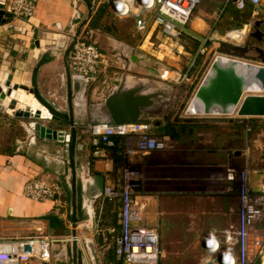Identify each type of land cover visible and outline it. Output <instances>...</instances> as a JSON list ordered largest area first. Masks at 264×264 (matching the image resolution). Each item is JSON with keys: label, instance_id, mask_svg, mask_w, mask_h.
<instances>
[{"label": "crops", "instance_id": "obj_1", "mask_svg": "<svg viewBox=\"0 0 264 264\" xmlns=\"http://www.w3.org/2000/svg\"><path fill=\"white\" fill-rule=\"evenodd\" d=\"M8 1L0 0L2 10ZM117 1L91 0L88 14L81 0H33L30 19L11 17L0 25V70L12 73L15 82L28 86L35 62L41 53L48 52L50 60L37 69L36 87L44 98L58 103L59 110L63 111L67 110L66 81L69 82V103L76 128L75 186H79L74 195L75 203L80 199V211L75 213L78 246L82 247L84 242L86 247L96 249L103 264H117L112 253V238L119 228L117 203L101 201L100 196L107 183H114V187L119 185V169L125 164L141 172L138 196L141 224L156 229L158 246L161 245L163 252L167 237H190L203 251V238L221 237L224 230L233 228L236 223V171L241 167V154L226 144L224 134L219 135L224 121L233 120L214 115L178 114L180 105L174 102L178 89L159 86L157 80L171 82L160 76L165 66L146 63L137 51L143 50L145 44L153 46L162 37L151 23V15L143 14L146 30L139 33L132 14L125 17L116 14L113 5ZM245 8L244 14L222 0L198 1L185 25L187 32L170 45L171 49L177 46L173 52L176 59L179 55H189L187 48L191 51L184 71L191 73L197 57L203 58L204 53L222 39L245 37L253 20L264 18V0L255 13L249 5ZM259 26L264 28V23ZM78 28L75 37L94 44L102 55L95 72L88 77L68 70V76L66 74L67 54L64 57V52ZM34 34L38 46H34ZM181 38L196 40L197 45L185 48L179 41ZM203 38L205 51L200 54L197 50ZM210 40L216 41L209 46ZM159 46L161 43H156L155 49ZM132 54L138 59L132 60ZM158 59L155 56V63L160 61ZM166 64L171 66L169 62ZM168 66L165 68L170 69ZM149 76L156 80L148 79ZM114 80H124L126 86L150 82L146 91L162 93L154 109L142 113L136 121L148 123L151 134L166 138L168 148L127 157L123 153V138L114 135V145L106 150L104 157L92 155L86 126L92 122L113 124L102 102L114 88ZM27 122L29 119L11 116L0 109V236L64 239L69 233V238L52 246L50 262L69 264L64 250L70 241L71 229V170L67 150L64 142L31 132ZM40 171L62 186L63 205L60 207H53L48 200L30 201L22 195L25 179ZM260 177L259 173L254 179ZM104 232L110 233L107 235H110L111 245L106 249L101 248L106 239Z\"/></svg>", "mask_w": 264, "mask_h": 264}, {"label": "built area", "instance_id": "obj_2", "mask_svg": "<svg viewBox=\"0 0 264 264\" xmlns=\"http://www.w3.org/2000/svg\"><path fill=\"white\" fill-rule=\"evenodd\" d=\"M199 0H119L113 9L120 17H134V27L139 33L146 30L144 13L151 15L153 23L164 39L176 42L187 32L185 25L194 6ZM224 4L240 11L249 5L251 12H257L261 0H222ZM134 10H132L133 7ZM33 0H9L5 11L12 17L28 19L32 15ZM198 53L205 51V38L200 39ZM102 55L98 48L86 42L83 37H75L67 53L66 68L69 72L88 77L95 72ZM171 73L167 77L166 73ZM160 76L168 81L192 82L188 71L161 69ZM194 79V77H193ZM150 125L135 121L131 124H109L92 122L86 131L92 146V155L104 157L106 150L114 145L112 136H121L127 157L149 154L168 148V140L153 135ZM102 147H99V144ZM121 169V168H120ZM122 181L117 187L103 186L100 199L117 203L116 219L118 232L112 238V253L117 264H157L161 252L158 235L154 227L141 224L139 191L141 172L137 168L125 167ZM247 171L239 170L237 176L236 223L233 228L224 230L221 237L209 236L202 239L204 256L200 264H254L251 259L255 254L264 252V235L249 238L250 231L264 212V170L261 177L251 185L248 183ZM68 186V183H66ZM22 195L34 202L50 201L53 207L63 205L60 198L62 186L39 172L25 179L21 187ZM69 238V237H67ZM65 239V238H64ZM64 239L46 236L3 237L0 236V264H50L51 249L54 243ZM28 245L29 250H24ZM260 264V263H259Z\"/></svg>", "mask_w": 264, "mask_h": 264}, {"label": "water", "instance_id": "obj_3", "mask_svg": "<svg viewBox=\"0 0 264 264\" xmlns=\"http://www.w3.org/2000/svg\"><path fill=\"white\" fill-rule=\"evenodd\" d=\"M85 4L88 14L91 11V0H81ZM12 15L5 10H2L0 4V25L5 22L6 18H11ZM30 19V17L28 18ZM264 23V18L255 19L252 22V27L255 29L252 32H247V36H256L257 41H261L258 35H263L259 25ZM79 29L71 38L70 44L66 47L64 57L66 56L75 36ZM34 34V40H35ZM34 46H38L35 40ZM254 51L252 55L249 52ZM209 56L215 57L221 55L231 59L241 60L249 63L251 66L246 75L237 72L233 67L217 68L212 79L205 87L199 85L194 89V85L190 84L187 91H193L192 96H198V100L203 105L205 112H211L213 108H224L227 112L228 107L235 110V115L238 117H264V94L244 93L245 84L248 79L256 81L260 89L264 88V46L250 45L248 41L243 44L233 43L231 41H220L217 46L211 48L208 52ZM131 59H138L132 54ZM50 60V54L43 52L35 62L31 70L29 84L15 82V77L12 73L0 70V109L6 111L11 116H15L16 104L18 100L9 98L12 91L18 89L24 92H29L39 107H42L46 115H41L37 110L29 112L23 109V113L16 117L27 118L28 128L31 132L36 133L39 137L50 139L58 142H64L67 150V162L71 170V203H70V241L64 246L65 253L68 257L69 264H99L97 255L92 247L82 243V247L78 246V241L75 234V223L77 222L75 213L80 211V199L75 203L74 195L79 190V186H75V170L73 161L74 142L76 138V128L72 118V110L70 107V90L69 82L66 81L68 104L67 110H59L55 102L44 98L36 87V72L39 66ZM67 71V68H66ZM156 72L155 70H153ZM68 76V71L66 72ZM114 88L105 96L102 107L105 109L110 121L113 124H131L142 113L149 112L154 109L155 103L159 102L162 93L157 91H146L151 83L145 82L126 86L123 81H113ZM6 99V100H4ZM182 102L179 108H182ZM14 109L13 112H8V109ZM18 109V108H17ZM209 114V113H207ZM89 248V249H88ZM24 250H29V246L25 245ZM111 249H108L110 252ZM90 256L92 258L90 259Z\"/></svg>", "mask_w": 264, "mask_h": 264}, {"label": "rangeland", "instance_id": "obj_4", "mask_svg": "<svg viewBox=\"0 0 264 264\" xmlns=\"http://www.w3.org/2000/svg\"><path fill=\"white\" fill-rule=\"evenodd\" d=\"M240 11L243 12L244 14L247 12L245 7L241 9ZM110 24H112V22ZM160 37L161 36L159 35V38ZM137 39H139V36H137ZM226 40L231 41L233 43L235 42L237 44H243L244 36L240 37L238 40L236 39L230 40L227 38L222 39V41H226ZM186 41H187L186 46L191 47L189 45L190 41L189 40H186ZM214 41L216 40H210L209 46ZM158 42L161 43V46L155 49V45ZM170 45H172V42L161 37L160 40L158 41L156 40L154 42L153 46H149L145 44L143 45V50L138 49L137 51L146 60V63L148 64L152 63V66L167 67L168 65L166 63L169 62L171 63V66H168L170 70L171 69L174 70L175 67H179V70L183 72L187 63L190 60L189 58H191L189 56L191 51L187 48L186 50L189 53V55L188 54L179 55V58L176 59L173 56V52L177 46H173L174 49H171ZM150 47H152L153 50ZM178 49L181 50L180 48ZM208 52L204 53L203 58L200 57V55L197 57V61L191 70L192 71L191 72L192 73L191 84L194 85V89L199 85V83H201L209 66L211 65L212 61L215 58V57L209 56ZM155 56L159 58L158 60H160L158 63H155ZM148 79L156 80V78H153L150 76L148 77ZM157 80L160 83L159 86L166 87V88L174 86V88L178 89L177 90L178 94L174 97V102L175 104L179 103V105L182 102L184 103L182 108H178L179 115L188 116V117L209 116V115H194V114H190L186 112V108L193 97L192 96L193 91L189 92L186 90V87H188L190 83H185L182 81H173L174 79L171 80V82H166V81L160 82L159 79ZM245 93H249V91ZM250 93L264 94V88L261 91L258 90V91H254ZM55 105L58 106V103H55ZM214 116L224 118L223 120H227V119L233 120L231 123H227V121H224V123L221 125L224 127L223 129H220L219 135L224 134V137L226 139V144L228 146L229 145L233 146L235 150H238L240 152L241 167L239 170L247 171L246 173L247 180H248V183L251 185L252 183L256 181L254 177H256V175H258L259 173L261 174L262 171L264 170V117H238L235 114L233 115H214ZM125 167L132 168L131 166L124 164L121 167V169H119L118 177H119L120 182L122 181L121 172L122 170L124 171ZM239 170L236 171V176H238ZM107 184L112 186L114 183L109 182ZM107 221H109V218L108 220H106V222ZM104 233H105L104 236L106 237L104 241L105 244L101 243L102 245L101 244L100 245H101V248L104 247L106 249L110 247L111 245L110 235H107L110 233H106V232ZM67 235H69V233L65 235V238L67 237ZM263 235H264V212H263L262 218L256 223H254L250 231L249 238L251 239V238L259 237ZM101 237H103V235ZM166 239H167V242H165L166 251L163 252L161 245L159 244V250L161 252V255L159 257L157 264H200L201 259L204 256V253L200 249V247L198 246V244L195 242L194 239L190 237H167ZM58 243H61V242H58ZM91 258L92 257L90 256V259ZM256 258L259 260V263L261 262V264H264L263 263L264 262V252L260 253L259 255L255 254L254 256L251 257V259H256ZM98 261H99V264L100 262H102L101 264L104 263L102 259H98ZM88 264H90L89 260H88Z\"/></svg>", "mask_w": 264, "mask_h": 264}, {"label": "bare ground", "instance_id": "obj_5", "mask_svg": "<svg viewBox=\"0 0 264 264\" xmlns=\"http://www.w3.org/2000/svg\"><path fill=\"white\" fill-rule=\"evenodd\" d=\"M250 66L251 65L249 63L243 62L241 60H236V59H231L225 56L216 55L211 65L209 66L205 76L203 77L200 85L205 87L207 83L212 79L213 74L217 68L233 67L237 72L242 73L245 76ZM166 76L171 77L172 74L169 72V73H166ZM258 90L261 91L263 89L259 88L256 81L248 79L247 83L245 84V92L249 91L250 93V92H254ZM9 98H15L16 100H18V103L16 104L17 107L15 111V116H19L20 114H22L23 109H27L29 112L32 111L33 113L35 110H37L39 114L46 115L45 110L36 104L35 100L31 97V94L29 92H24L23 90L18 89L16 91H12L10 96L7 97V99ZM226 109H227V112L224 108H213L211 112H205L206 110L204 109L201 102L198 100V96L196 97L193 96L186 108V112L190 114H194V115H233L235 114V110H232V107H228ZM13 111L14 109H11V108L8 109V112L10 113Z\"/></svg>", "mask_w": 264, "mask_h": 264}, {"label": "flooded vegetation", "instance_id": "obj_6", "mask_svg": "<svg viewBox=\"0 0 264 264\" xmlns=\"http://www.w3.org/2000/svg\"><path fill=\"white\" fill-rule=\"evenodd\" d=\"M258 29H260L262 32H264V28H262L261 26L258 27ZM255 29L251 26L249 29V32L254 31ZM258 39L261 41H257L256 36H247L244 37V41H248V43L252 46V45H259V46H264V36L263 35H258ZM243 41V43H244ZM252 55H255L256 53L254 51H250L249 52Z\"/></svg>", "mask_w": 264, "mask_h": 264}, {"label": "trees", "instance_id": "obj_7", "mask_svg": "<svg viewBox=\"0 0 264 264\" xmlns=\"http://www.w3.org/2000/svg\"><path fill=\"white\" fill-rule=\"evenodd\" d=\"M179 41L185 48L187 47L186 46L187 41L184 40V38H181ZM189 41H190V46L192 48H194L197 45V41L196 40H189ZM171 136L173 137L174 135H171ZM108 203H110V202H108ZM254 264H259V260L257 258L255 259Z\"/></svg>", "mask_w": 264, "mask_h": 264}]
</instances>
